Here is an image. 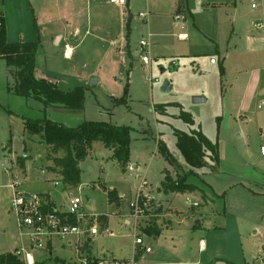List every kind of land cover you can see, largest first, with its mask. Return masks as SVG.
Returning <instances> with one entry per match:
<instances>
[{
	"label": "rangeland",
	"instance_id": "374dc122",
	"mask_svg": "<svg viewBox=\"0 0 264 264\" xmlns=\"http://www.w3.org/2000/svg\"><path fill=\"white\" fill-rule=\"evenodd\" d=\"M175 1L132 0L127 37V18L110 0H0L10 42L40 41L41 28L53 22L67 30L79 29L77 41L83 39V44L75 48L72 58H65L64 42L55 45L49 38L39 48L37 68L64 90L86 87L84 109L46 107L41 100L14 91L15 75L0 56V185L14 179L23 191L48 189L66 208L73 191L82 197L84 212L109 216L108 227L104 229L99 223V233L92 239L71 236L80 242L69 245L57 240L52 252L34 251V264H84L85 260L111 256L131 258L134 219L130 203L135 201L144 179L147 185L143 192L155 198L138 219L137 233L152 248L150 253L137 254L140 264H227L220 259L207 263V256L199 249L201 238L208 242L210 251L216 249L234 257L237 264H261L254 259L261 254L264 235V107H258L264 93L261 97L256 94L260 89L264 91V31L256 29L254 22L264 17V1L259 0L260 6L254 10L252 0H213L219 4L188 0L200 30L213 40L194 26L190 12L186 20L175 19L179 14L175 13ZM57 4L59 16L47 18L48 10ZM158 7L164 14L160 18L150 14L147 21L141 15L147 10L157 12ZM148 31L152 33L149 65L143 62L144 52L140 50V41ZM198 32L203 43L196 50L201 52L185 56L186 45L199 39ZM181 33H187L189 39L180 40ZM212 57L218 61L216 65L211 63ZM173 60L179 66L175 67ZM92 78L99 83L91 84ZM166 81L171 84L169 91L162 90ZM126 86V103H117ZM195 96L206 99L194 102ZM182 110L192 115L194 126L180 117ZM42 118L69 127L85 120L132 126L129 167L123 170L113 158V150L96 141L79 164L80 189L56 185L60 175L47 171L54 165L47 155L48 146L41 142L40 134L25 125L26 120ZM161 119L167 122L163 125ZM159 123L164 140L159 139ZM191 126L209 139L220 141V158L208 160L206 174L193 169L188 181L199 189L178 192L173 205L178 209L173 211L177 216L171 215L173 227H163L158 237L149 236L143 229L151 221L150 212L168 206L162 204L167 195L158 189L165 177L163 171L168 169L177 179L190 169L176 145V131L193 129ZM158 140L164 141L179 162L165 159L158 150ZM64 154L60 151L57 155ZM21 157L24 164L18 161ZM135 164L138 168H133ZM111 186L122 197L120 205L110 201ZM1 193L0 254L14 252L23 259V253L18 252L28 240L20 235L9 189L3 187ZM187 195L199 205L186 203ZM168 211H161L162 225L169 224L165 216ZM127 219L131 223H126ZM226 245H230L229 251Z\"/></svg>",
	"mask_w": 264,
	"mask_h": 264
},
{
	"label": "trees",
	"instance_id": "16d2710c",
	"mask_svg": "<svg viewBox=\"0 0 264 264\" xmlns=\"http://www.w3.org/2000/svg\"><path fill=\"white\" fill-rule=\"evenodd\" d=\"M185 1L181 0V2ZM129 34L130 25L128 21L127 37ZM39 45V39L22 42L8 41L5 18L0 11V56L15 75L14 91L24 97L37 98L46 107L84 109L85 86L77 85L73 89L64 90L53 81L36 77V54ZM221 73H224L223 67ZM127 95L128 86H126L124 95L116 99L117 103H126ZM180 117L187 123H194L192 115L187 111L182 110ZM25 125L34 134L41 135V142L48 146V158L54 163L53 167H49V169L60 175L59 181L66 188H78L80 186L81 169L79 164L90 154L92 145L96 141H101L106 147L113 150V158L123 170H126L130 165L131 132L133 131L130 125H115L103 120H86L77 126L69 127L47 118L26 120ZM176 136V144L190 169L177 179H174L171 173L166 170L165 177L161 182V190L165 193L195 192L199 187L194 182L188 181L192 176L193 169L206 167L209 159L219 160L218 142L211 141L200 130L191 133L180 130L176 131ZM158 150L169 162H179L170 153L164 141H158ZM60 151H64L65 154L63 156L57 155ZM18 161L24 164L22 157ZM109 198L110 201L119 203L120 199L116 190L110 191ZM48 207L52 210L55 205L50 203ZM150 213L151 221L143 230L149 236L158 237L161 229L157 220L161 208L158 207ZM99 216L101 226L106 227L108 215ZM70 221L71 223L76 222L74 216L71 217ZM0 264L26 263L16 253L7 252L0 254Z\"/></svg>",
	"mask_w": 264,
	"mask_h": 264
},
{
	"label": "built area",
	"instance_id": "2783aa9c",
	"mask_svg": "<svg viewBox=\"0 0 264 264\" xmlns=\"http://www.w3.org/2000/svg\"><path fill=\"white\" fill-rule=\"evenodd\" d=\"M259 0H252V8L256 9L260 6ZM264 1V0H260ZM111 3L116 5H123L127 3V0H110ZM141 15L147 21H149V11L142 12ZM185 19L184 15L177 14L176 20ZM256 29L264 31V17L254 22ZM151 37L152 33L147 32V36L140 41V50L144 52L142 54V60L145 64L149 65L151 62ZM212 63L217 62L215 58L210 59ZM173 64H176L173 60ZM158 79H156L157 81ZM259 108L264 107V100L258 105ZM264 132V128L262 129ZM261 153L264 155V145L261 146ZM6 171L8 169L6 168ZM56 185H61L59 180H55ZM147 183L145 179L138 187L135 201L130 203L132 209V217L134 219V240H133V256L128 259H97L93 258L84 264H140L136 258L139 252H152V248L145 243V239L137 233L139 227L138 219L143 217L145 210L149 206V201L152 197L149 194L143 192L144 186ZM5 187L10 192L11 208L14 210L18 226L20 229V235L27 238V246L22 247L23 259L26 264H34L33 252L39 249H46L49 245L55 241H68L71 236L79 237L85 235L86 237H94L99 233V215H90L83 210L82 197L73 194V191L69 194L68 207L62 210L58 207L49 209L50 201L44 194L37 192H26L20 189L19 184L14 181L5 186L0 185V198L1 189ZM80 189V188H78ZM186 203L191 207H197L199 203L194 201L190 196L186 197ZM74 216L76 222L71 223V217ZM261 254H259L258 260L261 264H264V235L260 241Z\"/></svg>",
	"mask_w": 264,
	"mask_h": 264
},
{
	"label": "crops",
	"instance_id": "0c3cea01",
	"mask_svg": "<svg viewBox=\"0 0 264 264\" xmlns=\"http://www.w3.org/2000/svg\"><path fill=\"white\" fill-rule=\"evenodd\" d=\"M68 2H70V3H74L75 2V0H68ZM190 2V1H189ZM188 0H186L185 2H181V0H176L175 1V3H174V5H175V13L177 14V13H181V14H184L185 15V19L184 20H186L187 19V14L189 13L193 18H194V26L195 27H197V29L199 30V32L201 31L200 30V25H199V22H198V20L196 19V17L195 16H193V14H192V12L190 11V9H189V5H188ZM208 4H219L220 2H216V1H213V0H207L206 1ZM114 5H116V4H114ZM116 6H118L119 8H120V10H121V15H125L126 16V18H127V21H126V29H127V22L129 21V25H131V14H132V11H131V7H132V0H127V3L126 4H123V5H116ZM251 6H252V4H251ZM254 9V8H253ZM157 12H152V11H149V13L152 15V17H162V15H164V14H161L162 13V10H160V8L158 7L157 8ZM254 10H257V8L256 9H254ZM59 13H60V9H58V4L55 6V8H51V9H49L48 10V14L46 15L47 16V18H49V19H51L53 16H55V15H58L59 16ZM63 12H61V14H62ZM140 13V12H139ZM174 13V14H175ZM4 15V14H3ZM150 16V15H149ZM4 18H5V22H6V28H7V34L9 33V26H8V20H7V18L5 17V15H4ZM159 24H162L163 26L166 24L165 23V21H159ZM176 24V23H175ZM177 25V24H176ZM96 26H99L100 27V25H96ZM42 29V31H41V34H42V36H41V42H40V45H39V48H40V46L42 47V44H43V40H45L46 42L49 40V38H51V42H54L55 41V45H60L62 42H64L65 44V50H64V53H65V58H72L73 57V53H74V51H75V48H77L78 46H80L81 44H83V39H81L80 41H77V38H78V35H79V29L78 28H74V29H66V27L65 26H62V25H58V24H56L55 22H53V23H50V24H48V25H44L43 26V28H41ZM197 33V34H199V36H200V33ZM202 33H203V35L205 36V37H207V38H209V39H211V40H213L211 37H209L207 34H205L203 31H201ZM126 33H127V31H126ZM121 35H123V32H121ZM127 36V35H126ZM161 36H163V35H161ZM37 39H39V38H37ZM179 39L180 40H182V41H185V40H187V39H189V36L187 35V33H181V35L179 36ZM23 41H25V40H23ZM27 41H32V40H27ZM15 42H17V41H15ZM19 42V41H18ZM20 42H22V41H20ZM112 42L115 44V42H116V40H112ZM74 43V44H73ZM201 43H203L202 42V35L199 37V39L197 40V41H191L190 43H189V45L187 44L186 45V50H185V56L187 55V56H190V55H192V56H196V55H199V53L201 52V50H196V49H198V46H200V44ZM39 48H38V51H37V54H36V77L37 78H45V79H47V77L45 76V74H44V72H38V68H37V65H38V55H39ZM200 51V52H199ZM226 56H227V58L229 57V54L228 53H226ZM177 60H180L179 58H176ZM4 60V59H3ZM5 61V60H4ZM6 63V62H5ZM178 63V62H177ZM212 63V62H211ZM218 63V61L217 62H215V63H212L213 65H216ZM179 64V63H178ZM178 64H176V65H174L175 67L176 66H179ZM7 65V64H6ZM199 65V64H198ZM8 66V65H7ZM9 67V66H8ZM10 69V68H9ZM259 69V68H258ZM224 70H225V67H224ZM256 69H254L253 71H255ZM47 80H49V79H47ZM51 81V80H50ZM97 83H99V80H97ZM76 87V86H75ZM68 90V89H67ZM261 91H258L257 92V94L256 95H259L260 97H261V94L262 93H264V91H262V89H260ZM198 95H200V94H198ZM201 95H203V94H201ZM204 96V95H203ZM206 99V98H205ZM261 99H263V98H261ZM260 99V100H261ZM263 101V100H262ZM202 102H204V101H202ZM260 103V102H259ZM259 103H258V105H259ZM56 109H62V108H56ZM194 120V119H193ZM86 121V120H85ZM103 121H105V120H103ZM161 122H163V125L167 122L165 119L164 120H160ZM159 120H158V122H160ZM191 125H195V120H194V123L193 124H191ZM159 134H160V137H159V139L161 138L162 140H164L163 139V137H161V136H163L162 134L164 133L163 131H162V127L160 126V123H159ZM193 126H191V127H193ZM182 131H185V132H188V133H191V132H193V131H199V129L198 128H194L193 127V129H189V130H182ZM211 140V139H210ZM159 141V140H158ZM211 141H213V140H211ZM176 142H177V139H176ZM213 142H218V145H219V158H220V141L219 140H216V141H213ZM177 145V144H176ZM168 148V147H167ZM209 160H211V159H209ZM133 168H138V165L137 164H135V165H133ZM168 171V172H170L168 169H165L163 172H164V176H165V171ZM201 170V172L203 173V174H206L207 172L205 171V170H208L207 169V167H204V168H201L200 169ZM47 171L48 172H50V173H55L56 174V172H54V171H51L50 169H47ZM172 175V174H171ZM173 177V176H172ZM58 178L56 177V179L55 180H57ZM174 179H176V178H174ZM163 180V179H162ZM63 187V186H62ZM111 188H112V190H116L115 189V187H113V186H111ZM161 192H162V190H161V187L160 188H158ZM26 192H28V191H26ZM116 192H117V194H118V197H119V203H118V205H120L121 204V200H122V197L119 195V192L116 190ZM37 193H41V194H44L45 195V197L52 203V204H54L55 205V207H58V208H60V209H62V210H65L66 209V206L63 204V203H60V204H58L57 203V201L55 200V198L52 196V194H51V192L48 190V189H46V190H42V191H39V192H37ZM185 193H187V192H185ZM178 193H172V192H170V193H165V195H167V197L164 199V201L162 202V204H165V202L168 204V206H166V205H164V207H162V205L161 206H159V208H161V211H162V209L163 210H166L167 208L169 209V211H168V213L167 214H165V216H168L167 217V220L169 221V224H167V225H162V223H161V220H160V216H162V214L160 213L159 214V218H158V220H157V224L159 225V227H160V229L162 230V228L163 227H166V228H171V227H173V220H172V217H171V215H176L177 216V213H175V212H173V211H178V209H176V208H174V200H175V197H176V195H177ZM187 196H189V195H187ZM186 196V197H187ZM151 197H153V198H155L154 196H151ZM1 198H2V193H1ZM162 200V199H161ZM194 200V199H193ZM156 208H158V207H156ZM155 208V209H156ZM164 216V215H163ZM160 221V222H159ZM126 223H131V220L130 219H127L126 220ZM108 225H109V216H108V224H107V226L106 227H104V229L105 228H107L108 227ZM200 225V224H199ZM89 237V236H88ZM87 237V239H89ZM95 237V236H94ZM93 237V238H94ZM91 239H92V237H90ZM80 242V240L78 239V240H74V239H70V240H68L67 242H66V244H69V245H72V244H74V242ZM62 243H64L65 244V242H62ZM208 242H206V240H204L203 238H201L200 239V246H199V249H200V252H202V253H204V256L206 255L207 256V260H206V262L207 263H213V261L214 260H216V259H220V260H223V261H225V262H227V264H237L238 263V261H236L237 259L236 258H234V257H231V256H228V255H226V254H224V253H221V252H218L216 249H214V250H212V251H210V249H209V245L207 244ZM87 244V243H86ZM148 245V244H147ZM227 247H230V245H226V250L228 249ZM231 250H235V249H232V247L230 248ZM45 250H47L48 252H52V250H54V243L53 244H51V245H49L48 246V248H46ZM227 251H229V250H227ZM36 252V251H35ZM35 252L33 253L34 255H35ZM141 253H143V252H141ZM222 254L224 255V256H222ZM258 257H259V255H258ZM258 257H254L253 259L254 260H256L257 259V261H259L258 260ZM97 259H100V258H97ZM108 259H117V260H123V259H120V258H117L116 256H111L110 258H108ZM124 259H128V258H124Z\"/></svg>",
	"mask_w": 264,
	"mask_h": 264
},
{
	"label": "water",
	"instance_id": "95a60500",
	"mask_svg": "<svg viewBox=\"0 0 264 264\" xmlns=\"http://www.w3.org/2000/svg\"><path fill=\"white\" fill-rule=\"evenodd\" d=\"M162 72L165 71V69L161 70ZM91 84H95L97 83V79L96 78H92L90 81ZM171 89V84L169 81L164 82L163 86H162V90L163 91H169ZM194 102H201V101H205V98L201 97V96H195L193 98Z\"/></svg>",
	"mask_w": 264,
	"mask_h": 264
}]
</instances>
